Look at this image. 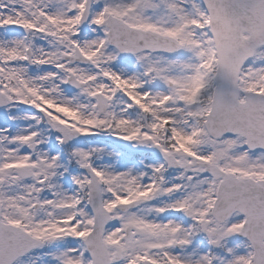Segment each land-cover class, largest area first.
<instances>
[{
  "label": "snow or ice",
  "instance_id": "1",
  "mask_svg": "<svg viewBox=\"0 0 264 264\" xmlns=\"http://www.w3.org/2000/svg\"><path fill=\"white\" fill-rule=\"evenodd\" d=\"M0 264H264V0H0Z\"/></svg>",
  "mask_w": 264,
  "mask_h": 264
}]
</instances>
